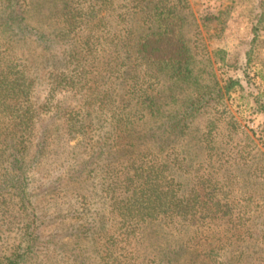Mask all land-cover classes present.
I'll return each mask as SVG.
<instances>
[{
	"label": "trees",
	"instance_id": "16d2710c",
	"mask_svg": "<svg viewBox=\"0 0 264 264\" xmlns=\"http://www.w3.org/2000/svg\"><path fill=\"white\" fill-rule=\"evenodd\" d=\"M190 12L188 0H0V237L17 231L29 242L0 264H16L39 243L68 253L74 243L59 245L57 232L58 245L52 235L39 240L47 217L93 238L109 259L157 222L195 236L224 226L219 264L255 261L264 245V198L255 194L264 158L255 166L252 150L240 147L232 114H213L192 133L210 114L204 107L217 110L222 87L186 37ZM220 124L234 143L225 154ZM200 149L204 159L193 156ZM85 182L101 208L86 197L70 202L72 186ZM46 198L61 206L49 213Z\"/></svg>",
	"mask_w": 264,
	"mask_h": 264
},
{
	"label": "rangeland",
	"instance_id": "374dc122",
	"mask_svg": "<svg viewBox=\"0 0 264 264\" xmlns=\"http://www.w3.org/2000/svg\"><path fill=\"white\" fill-rule=\"evenodd\" d=\"M188 3L191 12L184 28L186 37L192 44L198 60L202 61L200 67L212 71L210 79L217 80L218 85L222 87L217 110L204 107L203 110H210V114L202 112L199 115L193 123L192 133L199 135L207 118L214 116L213 114L221 117L232 114L239 123L235 139L241 143L242 149L252 150L254 165H260L264 158V0H188ZM139 18V15H135L136 28ZM204 76L209 78L206 72ZM230 78L239 82L225 90L223 87ZM204 82L209 83L210 80L205 79ZM225 129L226 127L220 124V154L228 153L224 151L234 144L224 136ZM79 139L80 136H77L71 140L69 146H76ZM203 153L204 150L200 149L193 152V156L200 154L204 159ZM221 172L226 174L225 169ZM95 183L98 184L96 180ZM79 186L81 187L75 188L73 185L71 196L68 197L73 205H82L86 197L85 200L91 208L102 207L101 198L96 195L89 182ZM259 186L255 184L253 189L256 190ZM260 188L255 194L262 193L264 198V184ZM243 191H235V194L244 196ZM96 199L98 203H95ZM48 201L46 198L42 202L49 207V213L61 206H54L53 201L47 203ZM259 202L263 203L264 209V199ZM15 216L25 224L24 216L20 212ZM52 218L54 220V217ZM50 223L47 217L46 221L40 224L42 236L39 240L44 242L47 236H53L57 232L60 234L59 245L61 241L74 243L71 244L69 252L59 253L45 243H39L38 251L23 255L16 264H81L82 260H85L84 264H219V260H223V254L217 247L221 243L219 238L223 234L224 226L216 228L215 232L203 231L195 236L191 230H186V227L184 229L180 225L174 227L157 222L147 223L140 230L141 239H132L127 247L120 242L115 250L117 253L109 259L105 252H95L98 251L99 245H96L93 238L83 234L77 236L76 232L80 234L79 231L67 229L61 222ZM15 228L18 229V226ZM6 237H0V255L16 250L18 245L21 246L20 252H23L29 244L27 240H22V235L17 231L8 233ZM51 240L57 244L54 236ZM178 248L179 253H176L174 250ZM256 248L257 252L253 254L255 261L249 264H264V245L259 244ZM162 253H167L164 259L161 258ZM214 255L217 261L213 259Z\"/></svg>",
	"mask_w": 264,
	"mask_h": 264
}]
</instances>
